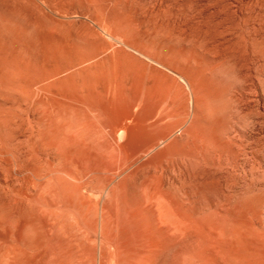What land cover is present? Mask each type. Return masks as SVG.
Returning a JSON list of instances; mask_svg holds the SVG:
<instances>
[{"label":"rangeland","instance_id":"374dc122","mask_svg":"<svg viewBox=\"0 0 264 264\" xmlns=\"http://www.w3.org/2000/svg\"><path fill=\"white\" fill-rule=\"evenodd\" d=\"M103 2L0 0V264H264V0Z\"/></svg>","mask_w":264,"mask_h":264},{"label":"crops","instance_id":"0c3cea01","mask_svg":"<svg viewBox=\"0 0 264 264\" xmlns=\"http://www.w3.org/2000/svg\"><path fill=\"white\" fill-rule=\"evenodd\" d=\"M110 58L114 59V60H117L118 58H120L119 59L121 61L120 66H119L120 69L117 71L118 72L117 74H118V78H121L122 82L125 81V79H127L126 82L127 81H128L127 83L130 82V85L135 87V88L142 85L144 87L143 89L145 90L144 94L153 96L154 98H155V95L160 94L161 91L166 92L165 89L163 90L162 88L165 87L164 84L166 81H168L169 78L164 73H162L161 71H158V70H155L151 67L146 66L145 64L140 62L136 57L126 53L122 49L114 50ZM152 63H153V61H152ZM154 64H156V63H154ZM156 65L159 66L158 64H156ZM159 67H161V66H159ZM126 85L127 84L124 83L123 87H125ZM139 93H141V92H139ZM156 99H157V101H159L160 98L157 97ZM133 100H134L133 98L125 99V101H127V104H129ZM80 101H84V98L82 95L80 97ZM126 115H128L127 112L125 114L120 115V118H125V117H127ZM140 118L141 117H137L136 125H139V123H140L139 121H141ZM137 120H138V122H137ZM126 133L128 135V133H129L128 129H127ZM157 139H158V137L140 138V140H145V141H155ZM126 140H127V138H126Z\"/></svg>","mask_w":264,"mask_h":264},{"label":"bare ground","instance_id":"6f19581e","mask_svg":"<svg viewBox=\"0 0 264 264\" xmlns=\"http://www.w3.org/2000/svg\"><path fill=\"white\" fill-rule=\"evenodd\" d=\"M86 1V0H85ZM87 1H89V2H91V3H93V4H96V3H104L103 1H101V0H87ZM66 3V2H65ZM83 4H85V3H83ZM61 6H62V3L60 4ZM67 5V4H66ZM65 5V6H66ZM64 6V5H63ZM79 6V5H78ZM96 6V5H95ZM101 6V5H100ZM7 7V6H6ZM4 8V7H3ZM0 16H2V14L0 15ZM3 17H4V15H3ZM5 21V20H4ZM3 20H1V18H0V55L1 56H4V55H6L7 53H8V51H9V45L8 44H6L7 43V40L9 39V38H11L10 36H8V35H10L9 33H12V32H14V31H16V30H14V31H10L9 29H12L11 27H10V25L8 26V24H10V23H8L7 25H6V23L4 22ZM8 21V20H7ZM10 27V28H9ZM37 30L39 31V32H41L43 29L41 28V25L40 24H38L37 25ZM16 33V32H15ZM19 34V33H18ZM26 37V36H25ZM11 40V39H10ZM21 40V39H20ZM24 41V40H23ZM8 43H10L9 41H8ZM31 49V48H30ZM29 49V50H30ZM28 51V50H27ZM27 51H25V52H27ZM34 54H35V56H36V58H37V60H36V63H37V67H40V64L42 65V70H46V71H49V73H50V71H55V72H59V73H57V74H60V72H61V70L62 69H64L65 68V66H60L61 64H59L57 67L55 66V70L53 69V67L51 66V67H48V66H50L51 64H49V65H46L47 64V62H51V61H48L47 59H48V52H47V50L45 49V48H42V47H38V48H36L35 50H34ZM69 52V51H68ZM123 52V51H122ZM64 53V52H63ZM63 53H61V54H63ZM124 53V52H123ZM141 53V52H140ZM33 53H32V55H34ZM76 54V52L74 53V55ZM116 54V53H115ZM122 54V53H121ZM31 55V56H32ZM126 55V54H125ZM35 56H33V57H35ZM115 56V55H114ZM40 57H42V61H43V63H41L39 60L41 59ZM52 57V56H51ZM49 58H50V56H49ZM30 59V58H29ZM33 59V58H32ZM35 59V58H34ZM78 60V59H77ZM28 61H30V60H28ZM33 61H35V60H32V62ZM71 61V60H70ZM21 62V63H20ZM20 62H18L19 64H20V68H22L23 70H25L26 69V67L28 66V69H29V65H28V62L26 61V59H24V58H22L21 59V61ZM32 62H29V63H32ZM69 62V61H68ZM73 62V61H72ZM74 62H76V61H74ZM73 62V63H74ZM36 63H34L33 62V64L34 65H36ZM66 63H67V61H66ZM63 64V63H62ZM69 64H70V62H69ZM68 64V65H69ZM75 64V63H74ZM32 65V64H31ZM74 67V66H73ZM106 68V67H105ZM130 69V68H129ZM65 71H66V68L64 69ZM63 70V71H64ZM96 71V70H95ZM33 72V71H32ZM38 72V71H37ZM62 73V72H61ZM113 73V72H112ZM94 74V73H93ZM124 74V73H123ZM110 75V74H109ZM121 78H119V80H120ZM123 79V78H122ZM127 79H125V81H126ZM131 81V80H130ZM142 81V80H141ZM113 82V81H112ZM122 82V81H121ZM128 82V81H127ZM63 83V82H62ZM86 84V83H85ZM118 84V83H117ZM120 84V83H119ZM133 84V83H132ZM82 87V86H81ZM94 88V87H93ZM117 88V87H116ZM119 89V88H118ZM120 95V94H119ZM116 99V98H115ZM126 138H127V133L125 132L124 133V131L123 132H121L120 134H119V137H118V141H125L126 140ZM106 243H104V245H105ZM108 246V245H107ZM110 246V245H109ZM106 248V247H105ZM110 250V249H109ZM106 251V250H105ZM111 251V250H110ZM110 253V252H109ZM109 253H108V255H109ZM112 253V252H111ZM116 254H118V259L117 260H120V255H119V253H118V251H117V253ZM138 255V254H137ZM136 255V256H137ZM112 256H113V254H112ZM136 256H134V257H136ZM108 257V256H107ZM138 257H140V256H138ZM147 259V258H146ZM134 260V259H133ZM142 261V260H141ZM144 264V263H143Z\"/></svg>","mask_w":264,"mask_h":264}]
</instances>
